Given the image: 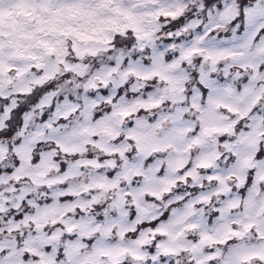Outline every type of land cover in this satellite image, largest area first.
I'll return each mask as SVG.
<instances>
[{
	"label": "snow or ice",
	"instance_id": "snow-or-ice-1",
	"mask_svg": "<svg viewBox=\"0 0 264 264\" xmlns=\"http://www.w3.org/2000/svg\"><path fill=\"white\" fill-rule=\"evenodd\" d=\"M0 264H264V0H0Z\"/></svg>",
	"mask_w": 264,
	"mask_h": 264
}]
</instances>
